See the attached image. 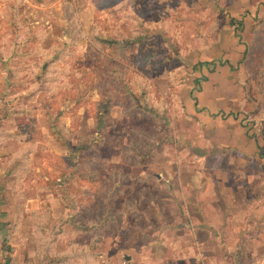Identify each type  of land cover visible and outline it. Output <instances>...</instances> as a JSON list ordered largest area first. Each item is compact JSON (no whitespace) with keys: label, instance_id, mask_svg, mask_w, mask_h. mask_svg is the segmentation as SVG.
Listing matches in <instances>:
<instances>
[{"label":"rangeland","instance_id":"374dc122","mask_svg":"<svg viewBox=\"0 0 264 264\" xmlns=\"http://www.w3.org/2000/svg\"><path fill=\"white\" fill-rule=\"evenodd\" d=\"M221 43L243 52L223 75L237 85L233 120L215 130L243 126L262 158L264 0H0L5 252L197 264L187 205L202 191H237L236 206L264 194L262 159L241 162L186 108Z\"/></svg>","mask_w":264,"mask_h":264},{"label":"crops","instance_id":"0c3cea01","mask_svg":"<svg viewBox=\"0 0 264 264\" xmlns=\"http://www.w3.org/2000/svg\"><path fill=\"white\" fill-rule=\"evenodd\" d=\"M214 46L216 48L213 54L205 59L207 66L202 67L207 70L214 67L215 70L207 73H204L203 69L199 70L206 79L198 90L191 91L194 101L189 99L186 104L188 111L198 113L188 114L195 115L205 131L216 135L217 144L235 152L241 162L256 161L261 158V145L250 136L246 128L234 125L232 130L217 133L221 122L231 124L233 119L226 118L228 110L231 109L230 100L238 98L237 85L231 84L223 75L236 68L237 60L243 51L241 46L230 47L225 43H221L219 47L217 44ZM192 102H195L196 106ZM232 112L231 109L229 113ZM261 159L264 162V157ZM236 195L237 191L224 195L217 191H202L198 196L201 199L196 197V202L187 205L190 208L188 215L191 223L188 229L183 230L190 235L193 245L199 250L197 264H260L263 260L264 194L249 196L245 193V205L239 206H236V200H233ZM215 198L227 200V207L223 212L216 211ZM201 254H204V257ZM15 258L5 252L0 243V264H20Z\"/></svg>","mask_w":264,"mask_h":264},{"label":"trees","instance_id":"16d2710c","mask_svg":"<svg viewBox=\"0 0 264 264\" xmlns=\"http://www.w3.org/2000/svg\"><path fill=\"white\" fill-rule=\"evenodd\" d=\"M235 22L234 18H230V25H233ZM248 49L245 50L244 54H247Z\"/></svg>","mask_w":264,"mask_h":264},{"label":"built area","instance_id":"2783aa9c","mask_svg":"<svg viewBox=\"0 0 264 264\" xmlns=\"http://www.w3.org/2000/svg\"><path fill=\"white\" fill-rule=\"evenodd\" d=\"M260 264H264V258H263V260L260 262Z\"/></svg>","mask_w":264,"mask_h":264}]
</instances>
